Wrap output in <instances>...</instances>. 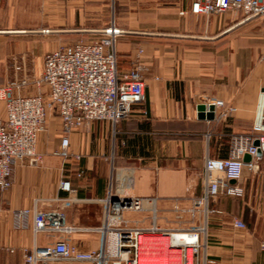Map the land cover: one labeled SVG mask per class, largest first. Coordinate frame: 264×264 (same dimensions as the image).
<instances>
[{
    "label": "crops",
    "instance_id": "1",
    "mask_svg": "<svg viewBox=\"0 0 264 264\" xmlns=\"http://www.w3.org/2000/svg\"><path fill=\"white\" fill-rule=\"evenodd\" d=\"M192 1L0 0V86L24 83L14 94L37 93L47 52L95 39L111 24L121 30L119 69L141 51L145 82L144 102L129 118L116 125L89 121L69 132L68 159L54 154L63 133L57 109L49 111L36 141L41 163L16 165L10 188L0 191V264H25V251L58 240L104 251L109 264L118 261L115 232L101 231L109 192L143 199L142 210L125 214L129 221L115 227L166 229L163 217L174 220L176 209L188 211L189 220L172 221L171 230L205 229L198 233L195 264H264V152L256 171L243 168L242 198L209 200V209L221 213L206 215L193 205L202 192L205 158L228 157L231 135L264 126V15L245 21L237 12L194 15ZM210 99L235 111L219 122L198 119L197 106ZM63 179L72 192L60 190ZM34 208L62 211L81 230L34 234L32 213L14 216ZM233 219L245 228L233 227Z\"/></svg>",
    "mask_w": 264,
    "mask_h": 264
},
{
    "label": "built area",
    "instance_id": "2",
    "mask_svg": "<svg viewBox=\"0 0 264 264\" xmlns=\"http://www.w3.org/2000/svg\"><path fill=\"white\" fill-rule=\"evenodd\" d=\"M190 12L200 16H215L227 12H237L242 20L264 15V0H193ZM121 30L113 24L98 33L97 38L61 46L47 52L43 59V69L35 81V95L14 94L24 83H9L0 86V103L4 117L0 118V191L10 188L12 173L16 165L25 163L36 166L41 163L42 155L36 151L37 136L46 131V121L50 110L56 108L60 118L63 137L55 155L68 159L69 140L67 134L94 120L108 121L112 125L127 119L135 106L145 99V82L142 76L144 67L139 54L131 65L120 70L117 64L115 44ZM46 91H42V87ZM264 98V88L261 90ZM213 107L217 122L225 120L235 111L221 100L210 99L203 104ZM143 115L146 114L142 111ZM257 145H254V142ZM264 152V126L253 124L244 134H233L229 138V155L224 159L205 158L202 171V192L193 205L204 214L221 213L208 207L209 200L219 196L242 198V171L258 169L260 156ZM244 154L250 156L249 162L243 161ZM78 158V156H76ZM59 188L72 192L70 181L63 179ZM109 192L104 199L106 226L101 231H113L116 235V256L118 261L111 264H141L147 257L141 256L143 236H172L174 233L192 236L187 244L167 245L164 264H195L194 257L199 247L198 233L205 229L170 231L152 225L148 229L115 227L114 222L129 221L125 214H135L142 210L143 199L121 194L116 197ZM152 205L155 199L150 200ZM153 214L155 209H152ZM32 213L33 232L71 234L81 230L67 222L62 211H38L36 208L21 209L14 212L17 219ZM109 224V225H108ZM232 226L244 229L245 224L232 220ZM174 251L179 252L177 260ZM111 255L104 251H85L66 241L58 240L53 245L37 247L25 251V264H50L53 262H90L109 264Z\"/></svg>",
    "mask_w": 264,
    "mask_h": 264
},
{
    "label": "bare ground",
    "instance_id": "3",
    "mask_svg": "<svg viewBox=\"0 0 264 264\" xmlns=\"http://www.w3.org/2000/svg\"><path fill=\"white\" fill-rule=\"evenodd\" d=\"M191 238L192 236L180 235L179 233H174L172 236H143L141 239L143 245L141 256L148 259L142 261L141 264H164L163 259L169 243L172 245L187 244L191 242ZM174 253L178 260L179 252L174 251Z\"/></svg>",
    "mask_w": 264,
    "mask_h": 264
},
{
    "label": "rangeland",
    "instance_id": "4",
    "mask_svg": "<svg viewBox=\"0 0 264 264\" xmlns=\"http://www.w3.org/2000/svg\"><path fill=\"white\" fill-rule=\"evenodd\" d=\"M0 108H1V110L3 109V105H2V103H0ZM0 110V117L2 118V116H3V111H1ZM199 211V210H198ZM189 215H191L188 211H186V212H183V213H179V211H178V209H176V216L175 217H173L174 218V220H171V218L169 217V218H166V217H163L162 219H163V227H165L166 229H168V230H170V231H174V230H171L172 228V225H171V223H172V221H174V222H180V221H184L185 222V220L187 221V220H189ZM151 216V215H150ZM184 216V217H183ZM160 217V216H159ZM189 217V218H188ZM160 219V218H159ZM180 223H182V222H180ZM159 227H160V225H159ZM161 228V227H160Z\"/></svg>",
    "mask_w": 264,
    "mask_h": 264
},
{
    "label": "water",
    "instance_id": "5",
    "mask_svg": "<svg viewBox=\"0 0 264 264\" xmlns=\"http://www.w3.org/2000/svg\"><path fill=\"white\" fill-rule=\"evenodd\" d=\"M214 117V113H213V107L210 106L208 107V110L206 112V107L201 104L197 106V118L198 119H205V120H212ZM254 145H257V142H254ZM260 154V152L258 151V155ZM250 160V156L248 154H244L243 156V161L249 162ZM114 200H117V198L114 196Z\"/></svg>",
    "mask_w": 264,
    "mask_h": 264
},
{
    "label": "trees",
    "instance_id": "6",
    "mask_svg": "<svg viewBox=\"0 0 264 264\" xmlns=\"http://www.w3.org/2000/svg\"><path fill=\"white\" fill-rule=\"evenodd\" d=\"M118 64V63H117ZM119 68V67H118Z\"/></svg>",
    "mask_w": 264,
    "mask_h": 264
}]
</instances>
